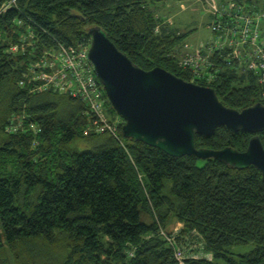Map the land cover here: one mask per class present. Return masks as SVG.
Listing matches in <instances>:
<instances>
[{
    "label": "trees",
    "instance_id": "16d2710c",
    "mask_svg": "<svg viewBox=\"0 0 264 264\" xmlns=\"http://www.w3.org/2000/svg\"><path fill=\"white\" fill-rule=\"evenodd\" d=\"M156 1L0 0V264H178L175 246L187 264H264V182L256 167L170 156L124 138L122 122L117 137L85 133L93 120L86 103L39 89L32 77L43 52L85 43L99 26L144 70L159 66L211 87L236 110L264 103L256 75L229 63L227 50L212 52L209 82L179 65L184 34L156 14ZM234 1L264 13L250 0ZM258 135L264 147V131ZM251 136L218 126L194 142L244 151ZM173 221L181 228L168 230ZM248 243L250 251L231 250Z\"/></svg>",
    "mask_w": 264,
    "mask_h": 264
},
{
    "label": "water",
    "instance_id": "95a60500",
    "mask_svg": "<svg viewBox=\"0 0 264 264\" xmlns=\"http://www.w3.org/2000/svg\"><path fill=\"white\" fill-rule=\"evenodd\" d=\"M88 57L105 94L123 119L124 138L141 141L173 157L217 159L232 168L256 167L264 182V103L242 110L225 106L215 90L186 81L162 67L134 64L99 26L88 29ZM218 126L252 134L244 151L196 148L194 137H209Z\"/></svg>",
    "mask_w": 264,
    "mask_h": 264
},
{
    "label": "built area",
    "instance_id": "2783aa9c",
    "mask_svg": "<svg viewBox=\"0 0 264 264\" xmlns=\"http://www.w3.org/2000/svg\"><path fill=\"white\" fill-rule=\"evenodd\" d=\"M208 2L211 4L212 14L208 25L212 33L211 44H208L199 54H193L192 57L183 55L179 65L188 67L195 75L200 73V77H205L201 66H204V62L207 68L212 66L208 54L217 50H227L226 57L229 63H236L242 72L250 71L256 75L264 98V31L262 28L264 13L247 11L244 6L237 4L234 0L225 1L220 5ZM19 47V45H13L10 51L16 52ZM89 47L90 40L68 46L58 43L57 48L43 52L44 56L30 67L33 70L32 77L39 82V89L45 90L51 87L59 92L65 90L63 93L70 92L86 103L89 112L93 115V120L85 133L107 131L117 137V126L109 121L103 106L104 101H107L105 91L88 57ZM56 54L58 56L55 58ZM18 126L13 125L12 130H16ZM167 239L173 243V237ZM174 256L178 264H187L185 252L179 246L174 247Z\"/></svg>",
    "mask_w": 264,
    "mask_h": 264
},
{
    "label": "rangeland",
    "instance_id": "374dc122",
    "mask_svg": "<svg viewBox=\"0 0 264 264\" xmlns=\"http://www.w3.org/2000/svg\"><path fill=\"white\" fill-rule=\"evenodd\" d=\"M208 1L215 2L218 5L225 3V0H157L152 7V9L155 10L156 14L160 16L161 19L165 18V20H168L171 17L170 20L173 22L172 24L175 27H179V31L184 34V37L178 45L180 58H182L183 55L185 57H192L193 54H199L200 51L205 50L208 44H211L210 41L212 38V33L208 25L211 22L212 14L210 12L211 4ZM227 1L228 0H226V2ZM250 1L260 9L264 10V0ZM166 23L170 25L169 21ZM262 28L264 31V22ZM89 40L91 41V38ZM211 54L212 53H209L208 55L211 57ZM56 56L58 55H54L55 58ZM205 64L206 63L204 62V66H201V71L202 74L206 75V77H200V73L197 75L193 73V75L195 77H200L199 79L202 78L209 82L212 79V75L209 74V76H207L208 68L205 66ZM64 91L65 90H62L61 93ZM103 106L107 112V101H104ZM109 121L114 122L116 126L121 122L123 123V119H121L118 115L114 118H110ZM116 135L118 136V134ZM88 146L89 145H82L80 148L85 149L88 148ZM180 226V223L173 221L169 224L167 229L176 231V229L181 228ZM253 247V243H248L232 246L231 250L234 253H244L250 251ZM195 255L197 257L200 256L198 253H195Z\"/></svg>",
    "mask_w": 264,
    "mask_h": 264
},
{
    "label": "crops",
    "instance_id": "0c3cea01",
    "mask_svg": "<svg viewBox=\"0 0 264 264\" xmlns=\"http://www.w3.org/2000/svg\"><path fill=\"white\" fill-rule=\"evenodd\" d=\"M223 1H224V0H223ZM225 1H226V0H225ZM162 19H163V18H162ZM170 19H171V17H170ZM170 19H168V20L166 19V20H165V18H164V19H163V22L166 23V22L169 21V23H170L169 26H170V27H172V28H176V29H180L179 27H175V26L172 24L173 22H172Z\"/></svg>",
    "mask_w": 264,
    "mask_h": 264
}]
</instances>
